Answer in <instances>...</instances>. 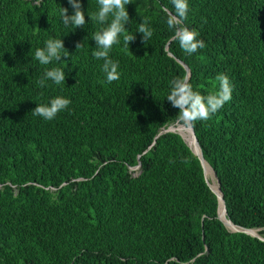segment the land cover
Returning a JSON list of instances; mask_svg holds the SVG:
<instances>
[{"label": "trees", "instance_id": "trees-1", "mask_svg": "<svg viewBox=\"0 0 264 264\" xmlns=\"http://www.w3.org/2000/svg\"><path fill=\"white\" fill-rule=\"evenodd\" d=\"M185 113L264 237V0H0V264H264Z\"/></svg>", "mask_w": 264, "mask_h": 264}, {"label": "water", "instance_id": "water-1", "mask_svg": "<svg viewBox=\"0 0 264 264\" xmlns=\"http://www.w3.org/2000/svg\"><path fill=\"white\" fill-rule=\"evenodd\" d=\"M183 66L184 68L186 69L187 71V77H186V80L185 82L187 81L188 77H189V68L186 64H184L182 61L178 60ZM180 103H182V93H180ZM181 107L182 109L184 110V107L182 106L181 104ZM185 120V125L190 129V133H191V138L193 140V142L195 143V145H197V147L199 148V152H196L190 145V143H188V145L190 146V148L192 149V151L199 157L200 161H201V164H202V167L204 169V174L206 176V166H205V163H207L204 158H203V155H202V151H201V148H200V145L198 143V140L195 136V133H194V129H193V126H192V123L188 117V115L185 113V116L183 118ZM165 131H175L174 129H171L168 128L167 130ZM180 134V133H179ZM181 135V134H180ZM182 136V135H181ZM183 137V136H182ZM209 166V165H208ZM210 167V166H209ZM210 169L212 170V168L210 167ZM212 173L216 179V174L215 172L212 170ZM216 182H217V186H218V191L213 189L212 185L209 184L210 188L212 189V191L217 195V198H218V201H219V206H220V201L221 203H223V206H224V217H222L219 213V209H218V218L223 222V224L226 226V228L229 230V231H240V232H245L251 236H254V237H258L262 240H264V237H262L256 229H247V228H243V227H240L238 225H235L228 217V214H227V211H226V204L224 202V199L222 197V193L220 191V185H219V182L218 180L216 179Z\"/></svg>", "mask_w": 264, "mask_h": 264}, {"label": "bare ground", "instance_id": "bare-ground-1", "mask_svg": "<svg viewBox=\"0 0 264 264\" xmlns=\"http://www.w3.org/2000/svg\"><path fill=\"white\" fill-rule=\"evenodd\" d=\"M182 126H183V125H182ZM182 131H184V132L186 133V136H184V138L186 139V141H187L188 143H190L191 147L195 150V148H194V144H193V140H192V138H191L190 129H189L188 127H186V128L183 129ZM196 149H197V151H196V150H195V151H196V152H199V148L197 147V145H196ZM205 166H206V169H207L208 173L211 174V175H213V174H212V170L210 169V167L208 166L207 163H205ZM211 185H212L213 189H215V190L218 191V186H217V184H216V182H215L214 180L212 181ZM219 209H220V215H221L222 217H224V210L222 209L221 204H220V206H219ZM258 232H259V231H258Z\"/></svg>", "mask_w": 264, "mask_h": 264}, {"label": "rangeland", "instance_id": "rangeland-1", "mask_svg": "<svg viewBox=\"0 0 264 264\" xmlns=\"http://www.w3.org/2000/svg\"><path fill=\"white\" fill-rule=\"evenodd\" d=\"M183 125V126H182ZM187 126L185 125V124H178L177 126H175V127H171V129H174L176 132H178V133H180L182 136H183V138H184V136H186V133L184 132V131H182L183 129H185ZM184 140L186 141V139L184 138ZM187 142V141H186ZM188 143V142H187ZM138 167H135L133 170L136 172V169H137ZM213 174V173H212ZM206 177L208 178V179H210V184L212 183V181L214 180L215 182H216V179H215V177H214V175H211V174H207V172H206ZM216 184H217V182H216Z\"/></svg>", "mask_w": 264, "mask_h": 264}]
</instances>
